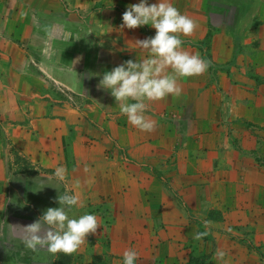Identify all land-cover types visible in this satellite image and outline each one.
<instances>
[{
  "label": "crops",
  "instance_id": "obj_1",
  "mask_svg": "<svg viewBox=\"0 0 264 264\" xmlns=\"http://www.w3.org/2000/svg\"><path fill=\"white\" fill-rule=\"evenodd\" d=\"M137 2L138 0H0V161L4 158V149L10 143L22 145L23 154L29 161L38 163L51 172L48 179L54 176L57 166H64L67 169L65 176L70 177L72 187L78 188L71 189L77 192L82 202L86 198H92L91 189L94 185L98 186V197L94 200L92 198L90 202L107 211L101 223L107 225L103 227L108 230V247H101L100 251H83L80 263L73 264H89L87 255L96 257L98 264H121L122 253L128 248L139 253L137 264H154L160 256H165L161 253L192 248L196 242L195 237L186 239L182 230L187 223L185 220L197 213L188 210L192 214H188L189 217L185 216V212L174 216L175 211L172 209L175 205L157 186L160 182L158 179L145 180L148 184L146 189L149 201L139 198L135 204L137 209L144 208L141 210L142 215L139 213L141 211L131 216L116 213L119 209L127 212V208L132 207L130 190L135 183L131 176L128 178V185L126 181L123 183L127 174L117 173L114 163L118 161V147L111 144L113 141L126 144L129 142L128 134L132 133L131 138L135 137V128L128 125L125 116H115L117 105L111 106L109 101L113 103L114 98L107 91L101 89L110 100L107 96L103 99L92 95L86 81H97L98 84L100 75L111 70L116 57L135 60L146 56L145 52L134 46L133 41L150 37L155 30L149 26L120 28L126 7ZM154 2L155 0H150V3ZM171 2L182 14L195 21L199 22L202 20L200 17H207L199 8L202 6L201 0ZM257 3L258 8H264V0L256 1ZM258 12L262 13L261 10ZM204 27H200L198 36H201ZM215 43L216 38L211 44L212 50L218 48ZM110 49L112 55L109 53ZM221 58L225 59L223 54ZM203 75L211 78L212 68L208 67ZM195 77L187 79L195 80ZM59 91L76 97L74 107ZM190 92L189 97L195 94ZM100 99L103 102H99ZM173 103L176 101L170 100L161 106L165 108L166 104V108L173 110L177 106ZM150 106L147 115L156 122V126L151 132H142L148 140H152L150 143L141 140L142 158L156 160L157 167L161 168L162 164L167 165L170 161L174 165L171 167L172 171L175 167L180 174L181 170L182 173L187 170L184 173V178L187 179L181 183L186 185L182 190L189 200H186L187 205L182 204L181 207H215V194H221L222 188L219 181L212 178L211 182L206 179L209 173L213 174L214 168L223 167L225 172H220L221 175L228 173L224 168V161L228 157L223 154L220 147L222 143L210 133L203 138L201 135H194L198 127V131L203 127L189 119H186L188 124L183 128L181 140L176 138L179 135L169 136L170 128L168 131L167 128L171 126L170 122L166 123V129L163 128L164 119L156 117L152 113L156 108ZM198 107L202 115L209 113V118H212L211 112L215 108L209 99L201 102ZM225 107L227 108L225 105L223 110H228ZM84 111H87L86 117L81 113ZM197 112L198 110L196 115ZM118 119L121 123L126 121V124L119 123ZM134 131L141 132L138 129ZM213 142H219L215 151L211 148ZM108 148L113 150L111 156L105 150ZM203 148L206 150L203 151ZM93 158L94 161H102V165L98 169L93 167L95 173L91 175L86 171L81 174L85 167L90 166ZM87 175H96L97 180L93 181ZM111 177L114 180L108 185L107 181ZM198 190L204 194H200L201 204L195 200ZM228 197L221 195L226 201ZM216 203L217 207L218 201ZM164 218L167 220L165 224L173 223L175 227H179V231L173 227L155 229V225L164 223ZM261 223H264V217H261ZM261 238L264 241V233ZM229 247L216 250L242 251L231 245ZM166 255L172 257L169 252Z\"/></svg>",
  "mask_w": 264,
  "mask_h": 264
},
{
  "label": "rangeland",
  "instance_id": "obj_2",
  "mask_svg": "<svg viewBox=\"0 0 264 264\" xmlns=\"http://www.w3.org/2000/svg\"><path fill=\"white\" fill-rule=\"evenodd\" d=\"M256 1L261 2V0H201L202 6L199 8L207 17H200L201 24L197 21L198 26L194 32L190 36L182 37L184 40L182 47L190 53H199L208 62V67L212 68L211 78H206L203 74L196 76L195 80L183 78L178 81L182 89L181 95L149 103V106L153 105L156 108L152 113L164 119L163 128L166 129V123L170 122L171 126L167 128V131L170 128L169 136L176 134L179 135L176 138L181 140L183 128L188 124L186 119H189L203 127L199 131L198 127L194 135H201L203 138L210 133L222 143L220 147L223 154H227L226 158L228 157L224 161L226 164L224 168L228 173L221 175L220 172H225L223 167L214 168L213 174L209 173L206 179L211 182L212 178L219 181L218 184L222 188L221 194H215V207L206 209L204 205H200V209L181 207L187 205L186 200H189L188 197L185 198L187 194L182 190L185 184L181 183L187 179L184 178L187 170L184 173L181 170L180 174L176 172L175 167L172 171L171 167L174 165L170 161L167 165L162 164L161 168L157 167L156 160L142 158L141 140L144 143L152 141L142 132L134 129L133 138L132 133L128 134L127 140L132 142L130 144L117 141L111 144L118 147L116 150L118 161L114 163L117 173L127 174L126 179L123 178V183L126 181L128 185L130 176L135 183L130 190L132 207L127 208V212L119 209L117 214L131 216L143 210L144 208L137 209L135 204L139 198L145 202L149 201L146 181L154 178L160 181L157 186L161 192L175 205L172 209L175 211L174 216L181 215L182 212H185V216L192 215L188 210L197 213L185 220L186 229L182 230L186 239L196 238L192 248H184L186 251L182 248H179V251H165V254L161 253L165 256H160L154 264H264V241L261 238L264 233V223H261V217H264V8L260 6L258 8L259 4H256ZM259 10L262 13H259ZM202 26H205L204 30L201 36H198ZM215 38V45L218 48L212 50L211 44ZM109 53L112 55L111 49ZM222 54L225 59L221 58ZM127 60L129 59H122L121 56L116 57L111 69ZM86 86L92 95L103 99L107 96L97 87V81H86ZM190 91L195 94L189 97ZM60 93L74 107L76 97L68 92ZM206 99L214 104L212 118H209V113L204 116L199 112L198 106ZM170 100L176 101L173 104L177 106L173 110L166 108L167 101ZM99 102L103 100L100 99ZM109 102L111 106L116 105L115 101ZM164 102L165 108L161 106ZM225 105L228 109L226 111L223 110ZM115 109L117 112L114 114L118 116L119 109L117 106ZM81 113L86 117L87 111ZM124 123L126 124V121L121 124ZM219 142L211 143L213 151ZM23 150L24 146L10 143L4 149V158L0 161V264H73L80 263L83 251H100L101 247L106 249L109 244L106 233L108 230L103 227L107 225L101 222L107 211L90 202L92 198L94 200L98 197V186L95 185L91 189L92 198L83 201L84 207L76 206L70 212L72 216L88 212L97 217L99 227L95 234L86 237L84 245L71 253L55 254L49 253L46 249L33 251L24 247L21 241L24 233L18 225L30 224L46 208L57 207L56 197L60 192L67 191L77 195L71 188L74 190L78 188L72 187L69 176H65L63 180H58L55 176L48 179L51 172L40 167L38 163L29 161ZM105 150L108 152L107 155L113 154V150L109 148ZM204 150L206 149L203 148ZM101 163L102 161H94L93 158L91 168L88 165L81 174L84 171L90 175L95 173L93 167L98 169ZM87 177L93 181L97 180L96 175ZM113 180L114 177H111L107 184ZM40 187L43 188L36 191ZM200 194L204 196L198 190L195 200L201 204ZM221 195L229 196L228 203ZM77 197L80 199V196ZM139 213L142 215L143 211ZM165 221L167 220L155 225V229L173 227L179 231V227H175L173 223L169 224L170 222L165 224ZM229 245L242 251L216 250ZM167 252L172 254V257H168ZM86 259L89 264H98L96 257L87 255Z\"/></svg>",
  "mask_w": 264,
  "mask_h": 264
},
{
  "label": "clouds",
  "instance_id": "obj_3",
  "mask_svg": "<svg viewBox=\"0 0 264 264\" xmlns=\"http://www.w3.org/2000/svg\"><path fill=\"white\" fill-rule=\"evenodd\" d=\"M121 21V29L149 26L155 30L154 35L133 41L137 49L146 53L143 59H129L104 71L97 87L114 98L119 114L133 128L151 132L156 122L147 115L149 103L179 96L182 91L179 80L207 71L208 62L199 53H190L182 47V37L194 32L197 21L182 14L171 0L154 3L138 0L126 7ZM66 172L60 165L55 168L54 176L63 180ZM56 203L57 207L46 208L34 222L18 225L24 233L21 237L24 247L33 251L46 249L52 254L71 253L86 243L89 234L96 233L99 224L94 214L70 215L76 206L84 207L77 195L60 192ZM138 256L136 250L128 248L122 253L121 264H137Z\"/></svg>",
  "mask_w": 264,
  "mask_h": 264
}]
</instances>
